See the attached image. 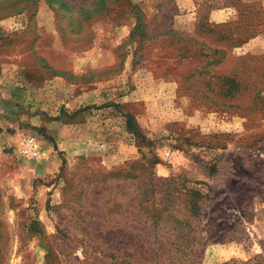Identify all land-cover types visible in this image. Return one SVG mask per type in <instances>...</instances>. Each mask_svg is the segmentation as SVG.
<instances>
[{
	"label": "rangeland",
	"instance_id": "1",
	"mask_svg": "<svg viewBox=\"0 0 264 264\" xmlns=\"http://www.w3.org/2000/svg\"><path fill=\"white\" fill-rule=\"evenodd\" d=\"M0 264H264V0H0Z\"/></svg>",
	"mask_w": 264,
	"mask_h": 264
},
{
	"label": "trees",
	"instance_id": "2",
	"mask_svg": "<svg viewBox=\"0 0 264 264\" xmlns=\"http://www.w3.org/2000/svg\"><path fill=\"white\" fill-rule=\"evenodd\" d=\"M77 11L81 17L86 18L88 20L89 17H92L94 13L97 12L99 13L100 10L98 6L93 5L90 8H79ZM91 19H93V17ZM142 26H144L143 22L141 18H138V24L136 30ZM135 32L137 31H133L131 36H133ZM213 77H216V73L212 70V68H210V64H208L207 67L204 69L197 68L189 72L184 78V85L188 91L190 92L192 91L193 93L196 94L199 93L198 88H196L198 82H204V85L205 87H207V89H210L211 91H216L214 87H217V93H221L227 97L228 95L229 97L230 95L231 97H233L234 94L237 92L238 87L240 86V81L238 80L236 74H234L233 76L232 75L228 76V74L219 75L218 76L219 82L216 84V86H214L216 81H213Z\"/></svg>",
	"mask_w": 264,
	"mask_h": 264
},
{
	"label": "built area",
	"instance_id": "3",
	"mask_svg": "<svg viewBox=\"0 0 264 264\" xmlns=\"http://www.w3.org/2000/svg\"><path fill=\"white\" fill-rule=\"evenodd\" d=\"M20 153L28 159L40 160L45 152L41 150L40 144L36 137L27 135L20 139Z\"/></svg>",
	"mask_w": 264,
	"mask_h": 264
},
{
	"label": "crops",
	"instance_id": "4",
	"mask_svg": "<svg viewBox=\"0 0 264 264\" xmlns=\"http://www.w3.org/2000/svg\"><path fill=\"white\" fill-rule=\"evenodd\" d=\"M39 170H40V171L43 170L42 167H40ZM45 171H46V170H45Z\"/></svg>",
	"mask_w": 264,
	"mask_h": 264
}]
</instances>
